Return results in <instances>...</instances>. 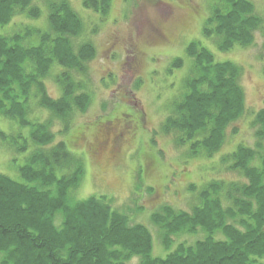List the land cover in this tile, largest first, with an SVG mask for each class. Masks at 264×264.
Returning a JSON list of instances; mask_svg holds the SVG:
<instances>
[{
  "label": "trees",
  "instance_id": "1",
  "mask_svg": "<svg viewBox=\"0 0 264 264\" xmlns=\"http://www.w3.org/2000/svg\"><path fill=\"white\" fill-rule=\"evenodd\" d=\"M216 1L202 36L220 52L252 45L256 32L264 30L254 4ZM82 4L106 15L110 0ZM47 9L49 29L26 25L7 34L3 29L17 14L38 18L40 9L33 0H0V120L29 126L35 146L18 167L22 181L0 173V264H129L133 259L132 264H264V108L253 114L254 146L238 144L222 158L245 182L209 181L189 211L163 205L150 215L160 231V254L154 253L149 229L112 208L106 196L72 199L84 176L82 157L62 140L50 146L55 135L49 123L30 115L33 107L46 109L67 130L73 113L85 112L91 102L78 77L86 74L96 50L90 41L75 45L84 23L68 1L49 0ZM186 54L189 73L161 131L190 155L211 156L246 111L242 68L217 61L200 40L190 42ZM182 65L176 58L170 69ZM53 70L60 88L56 98L44 82ZM3 142L16 152L29 145L20 134L10 136L0 128ZM197 233L202 235L192 243L173 239Z\"/></svg>",
  "mask_w": 264,
  "mask_h": 264
},
{
  "label": "rangeland",
  "instance_id": "2",
  "mask_svg": "<svg viewBox=\"0 0 264 264\" xmlns=\"http://www.w3.org/2000/svg\"><path fill=\"white\" fill-rule=\"evenodd\" d=\"M48 1L33 0L40 9L39 17L17 14L3 33L26 25L49 29ZM66 1L84 23V32L74 40L75 45L90 41L96 50L86 74L78 77L85 83L91 102L85 112L73 113L65 131L64 123L46 109L33 107L30 119L49 123L55 135L50 146L62 140L82 157L84 176L72 199L106 196L112 208L149 229L154 253L160 254V231L150 219L153 212L163 205L189 211L197 202L198 191L209 181L245 182L222 158L238 144H255L253 114L264 108V30L256 32L252 45L220 52L212 40L202 36L216 0H110L106 15L85 8L82 0ZM249 1L264 17V0ZM196 40L206 45L217 61L229 60L242 68L240 83L246 111L227 129L223 145L211 156H192L187 147L177 146L173 135L161 131L189 73L191 60L186 47ZM176 58L183 59L182 67L170 69ZM56 71L44 80L53 98L60 94L54 81ZM108 123L117 130L126 124L129 128L120 141H110L99 150L97 143L109 136ZM0 128L10 136L20 134L28 140L24 152H16L11 143L0 144V173L22 181L18 167L35 147L29 140L30 127L2 118ZM59 223L60 217H55V224ZM201 235L182 234L173 239L175 243H192Z\"/></svg>",
  "mask_w": 264,
  "mask_h": 264
},
{
  "label": "flooded vegetation",
  "instance_id": "3",
  "mask_svg": "<svg viewBox=\"0 0 264 264\" xmlns=\"http://www.w3.org/2000/svg\"><path fill=\"white\" fill-rule=\"evenodd\" d=\"M108 124H110L108 137H112V138L109 139L107 137L106 139L103 140V142L97 143V145L99 146L98 147L99 150L104 149L110 141H114L115 143L120 141L123 137L122 134L125 133V131L129 128V126L126 124L124 125V128L117 130L111 123Z\"/></svg>",
  "mask_w": 264,
  "mask_h": 264
}]
</instances>
